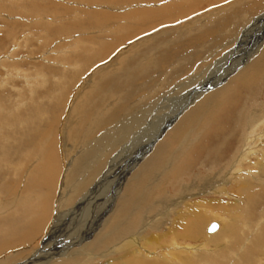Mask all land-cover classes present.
I'll use <instances>...</instances> for the list:
<instances>
[{
  "label": "bare ground",
  "instance_id": "6f19581e",
  "mask_svg": "<svg viewBox=\"0 0 264 264\" xmlns=\"http://www.w3.org/2000/svg\"><path fill=\"white\" fill-rule=\"evenodd\" d=\"M78 3L84 7L59 0L30 1L35 14L27 20L38 30L34 38L19 36L29 24L10 20L15 25L12 37L19 39L13 42L29 49H46L49 55L45 59L52 65L36 70L37 82L17 87L14 94L0 90V156L11 161L6 166L0 157V194L4 196L0 198V264H264L263 260L257 263L264 249V220H258L256 211L258 196L264 197V177L252 172L257 167L264 171V156L260 155V151L264 154V0ZM2 6L7 9L6 4ZM253 13L257 15L243 32L240 17ZM238 16L242 28L233 34ZM47 30L60 35L50 42ZM244 40L249 47L242 50ZM204 51L209 58L220 57L207 69L185 76L194 83L181 81L175 86V90L181 85L189 88L179 101L167 99L170 110L163 120L156 117V122H150L148 118V111L162 97L160 93L156 96L157 91H148L150 84L142 88L146 94L126 103L130 94H121V90L145 77L151 81L148 76L152 72L159 76L167 73L158 87L161 91L167 86L172 69L166 71L162 66L164 56V60L178 57L173 62L174 71L194 64ZM152 62L153 66L149 65ZM8 82L2 76L0 87ZM176 102L179 107L173 111ZM120 106L127 108L124 117L119 115L123 109L117 114ZM234 114L236 118L231 119ZM87 120L82 145L78 139L75 156L64 174L61 165L68 155L67 144L81 134ZM209 128L208 135L219 141V146L211 148L209 161L225 162L224 169L215 175H196L188 185H180L181 176L188 174L186 168L194 162L191 156L187 162L181 159ZM149 129L152 134L142 140L139 136ZM134 130L133 141H143L137 151L140 159L133 162V168L128 165L127 172L128 161L114 166L124 167L122 183L102 192L100 184L108 179L119 157L110 159L109 155L119 147L124 149ZM98 133V139H92ZM232 142H239V146L228 160L223 149ZM23 144L25 150L20 149ZM253 157L256 162H252ZM108 161L111 164L106 166ZM10 174L18 182L14 180L8 192L5 184ZM67 180L73 185L60 196L66 192L80 195L72 201L71 209L63 205L70 201L69 196L54 201L58 185L66 188ZM230 183L235 195L227 188ZM179 186L180 199L205 196L192 202L200 209L187 202L186 209L177 211L178 202L168 201L172 199L167 190ZM210 194H232L238 200L224 208L220 199L206 197ZM218 209L230 216L225 226L224 217L212 219ZM62 222L64 230L56 235ZM212 222L219 226L209 232ZM194 239L203 240L206 248H189L188 241ZM208 244L214 247L210 249ZM236 249L242 252L239 258Z\"/></svg>",
  "mask_w": 264,
  "mask_h": 264
},
{
  "label": "rangeland",
  "instance_id": "374dc122",
  "mask_svg": "<svg viewBox=\"0 0 264 264\" xmlns=\"http://www.w3.org/2000/svg\"><path fill=\"white\" fill-rule=\"evenodd\" d=\"M20 1V2H19ZM25 1V2H24ZM30 1H32V0H17V1H15V4L13 3V2H8V0H0V7L2 8L1 10H6V11H0V78L2 77V76H6L7 78H8V85L7 86H2V87H0V90H5V91H7V93L8 92H11V93H13L14 94V92L16 91V89H17V87H20V86H23V84L24 85H27V84H29V83H33V82H37V73L36 74H34V72L36 71V70H42V68L44 67V66H49V65H52L51 64V61L49 62V61H47L45 58H47V56L49 55V53L47 52V50L45 49V50H41V51H39V50H34L32 47L29 49V48H27L26 46H22V45H20V44H15L14 42H13V40L15 39V41L17 40H19V39H17L16 37H12V34L11 33H13V31H14V29H15V25L13 24H11V22L13 21H15V20H22V23L21 24H24V23H27V24H29L27 27H25V30H22V33L19 31V36L22 38V37H24V36H30L31 38H34L37 34H38V30L35 28V27H31L30 25H31V23H28L29 22V20H27V17H29V16H33V14H35V12H32L31 10V7H30V4H29V2ZM63 2L64 4H66V5H69V6H74V7H79V9L80 8H82V7H84L83 6V4H81L80 5V3H78L79 1L81 2V0H59V2ZM19 2V3H18ZM24 2V3H23ZM27 2V3H26ZM11 3V4H10ZM12 3L14 4V6L12 5ZM4 4H6L7 5V9H5L2 5H4ZM17 5V6H16ZM20 5V6H19ZM27 5V6H26ZM10 6H13V8L12 7H10ZM16 6V7H15ZM97 6V5H96ZM104 6V5H103ZM119 6H121V5H119ZM15 7V8H14ZM4 8V9H3ZM11 8V9H10ZM16 9V10H15ZM17 9H18V11H17ZM79 9H77V10H79ZM20 10V11H19ZM29 10V11H28ZM23 11V12H22ZM26 11V12H25ZM16 12V13H15ZM25 12V13H24ZM31 14L32 13V15H30L29 13ZM80 12H81V10H80ZM21 13V14H20ZM24 15H23V14ZM26 14V15H25ZM250 15H251V13H249ZM247 15L246 14V16L244 15V14H242V16L243 17H240L241 16V14H240V16H238L237 17V19H236V24H235V26H236V28H235V26H234V29H233V31H232V33L234 32V33H236V32H238V30H241V28H242V24H243V32H245L244 31V29L246 30L248 27H249V25H250V22H251V17L252 18H254L257 14L256 13H253L252 14V16H250V15ZM255 14V15H254ZM239 17L242 19L243 18V20H240L239 19ZM248 18L247 20H246V18ZM30 18V17H29ZM10 20H12V21H10ZM50 20H51V18H50ZM238 20H240V22H244V23H240ZM245 22H246V24H245ZM64 23H66V22H64ZM240 23V24H239ZM240 26H239V25ZM246 26H245V25ZM111 26V27H110ZM110 26H108V27H110V28H112L113 29V26L112 25H110ZM248 26V27H247ZM237 27H239V28H237ZM66 28L67 27H65V29L64 30H66ZM70 29V28H69ZM72 30H78V29H76V28H73ZM114 31H115V29H113ZM236 30V31H235ZM12 31V32H11ZM24 31V32H23ZM86 31V30H85ZM251 31V30H250ZM249 31V32H250ZM46 34V36L47 37H49V39H50V42L53 40V38L54 37H56V36H59L60 34L59 33H57V35H56V32H50V31H44ZM50 32V33H49ZM71 33V32H70ZM233 33V34H234ZM248 33V32H247ZM32 34V35H31ZM50 34V35H49ZM86 34V33H85ZM92 34H96V32L95 33H92ZM10 35V36H9ZM65 35V34H64ZM87 35H91V33L90 34H86V35H84V36H87ZM54 36V37H53ZM249 37H251L252 36V34H250L249 33V35H248ZM25 38V37H24ZM38 39V38H37ZM36 39V40H37ZM247 39H248V37H247ZM39 40H41V39H38V41ZM59 40L57 39L56 41H55V43L56 42H58ZM247 40H244V43L242 44V50H245L246 48H247V46L249 47V45H248V43L246 42ZM55 43H53V44H51V47H53V45L55 44ZM50 47V48H51ZM180 49H181V47H179ZM186 48V46L184 45L183 47H182V50H184ZM244 48V49H243ZM227 49V48H226ZM225 49V50H226ZM189 50V49H188ZM188 50H186L187 52H188ZM224 50V51H225ZM186 51H184V52H186ZM219 51H222V49L221 50H219ZM46 52V54H44L43 55V53H45ZM223 53V52H222ZM202 55L200 56V58H202V60H205L203 63H202V60L200 59V58H197L195 61H194V64L192 63V64H188V66H186V65H183V66H181V67H179V68H177V70H174L173 71V68H172V66L174 65V63L177 61V59H178V57H176V58H170V59H166V60H164V57H163V63H162V66L164 65L165 66V70L167 71V70H170V68L172 69L171 70V72L169 73V76L171 77L172 76V78L171 79H169L168 81H169V83H167V84H165V88H163L161 91L159 90V87H158V85H160L161 84V82L162 81H164L166 78V76H167V73H165L164 75H162V76H159V75H157V73L156 72H152L148 77H152V80L150 81L147 77H145V78H143V79H140L135 85H133L132 87H127V88H124V89H122L121 90V94H125L126 93V95H128V94H130V99L128 100V101H126V103H130V101L132 102L134 99H135V97H138V96H140V94H143V93H145L144 91L146 90H143L142 88L143 87H148L149 86V84H150V87H151V89L149 88L148 89V91H151V93L153 94V92L155 91H157L158 93L156 94V96H158L159 95V93H160V95L159 96H161L162 95V97L160 98V100H159V103H158V105L156 106V105H154L153 107H151V110L150 111H148V114L147 115H149V117L148 118H150V122H152V121H154V122H156V120L159 118L160 120H163L165 117V114H167L168 112H169V104L170 103H168V98L170 97V99H173V98H178L177 99V101H179L181 98H182V96H183V92L187 89V88H189V87H187L186 85H181V87L179 86V88L178 87H176V89L177 90H175V86H177L178 84H181L183 81H188V84H192V83H194L195 81H190V77H185V76H189V75H191V74H193L195 71H196V69H202V70H204V69H207L208 68V66L209 65H214V62H216V60H217V58H219L220 57V55L218 54V55H214V56H210V58H209V56H208V53H207V51L205 52L204 51V53L202 52L201 53ZM24 55V56H23ZM180 57V56H179ZM42 58V59H41ZM200 59V60H199ZM42 62H45V63H42ZM174 62V63H173ZM20 63V64H19ZM52 63H54V61L52 62ZM172 63V64H171ZM202 63V65L200 66V64ZM55 64V63H54ZM149 65H151V66H153V62L152 63H149ZM193 65V66H192ZM68 66V65H67ZM2 67V68H1ZM40 67V68H39ZM200 67V68H199ZM212 67V66H211ZM158 70V72L159 73H164V71L161 69V68H158L157 69ZM91 71H92V69H91ZM90 71V72H91ZM89 72V73H90ZM87 73V72H86ZM13 76H12V75ZM22 75V76H21ZM207 75V74H206ZM85 76V75H84ZM83 76V77H84ZM179 76V77H178ZM34 78V81H30L29 80V78ZM157 77V78H156ZM176 78V79H175ZM22 79H23V81H22ZM147 79V80H146ZM184 79V80H183ZM185 79H187V80H185ZM189 79V80H188ZM36 80V81H35ZM146 80V81H145ZM154 80V81H153ZM174 80H176V83H172V82H174ZM177 80H179L178 82H177ZM18 81V82H17ZM182 81V82H181ZM23 82V83H22ZM26 82V83H25ZM148 82V83H147ZM146 83V84H145ZM172 83V84H171ZM140 84V85H139ZM187 84V85H188ZM11 85V86H10ZM142 85V86H141ZM144 85H146V86H144ZM141 88H140V87ZM134 88V90L135 91H137V93L134 91V90H132V89ZM156 88V89H155ZM181 88V89H180ZM75 90H76V88H74ZM131 89V90H130ZM183 89V90H182ZM129 90V91H128ZM153 90V91H152ZM160 91V92H159ZM166 91V92H165ZM169 91V92H168ZM175 91H176V93H175ZM171 92V93H170ZM180 92V93H179ZM71 94L73 93V90H71V92H70ZM136 93V94H135ZM146 93H147V91H146ZM145 93V94H146ZM169 95H168V94ZM16 94V93H15ZM144 96H147V95H144ZM154 96H155V94H154ZM143 97V96H142ZM166 97V98H165ZM143 98H141V100H142ZM147 99V98H146ZM264 99V97H262V100ZM150 100V99H149ZM179 107V105H178V102H176V106H174L173 107V111H175V110H177V108ZM191 107V106H190ZM123 109V111H122V114H119V113H121L120 111ZM127 108L126 107H121L120 106V109L116 112L117 114H119V115H121L122 117H124V115L127 113ZM125 113V114H124ZM236 114H234L232 117H231V119H233L234 117L236 118ZM156 117H158V118H156ZM154 119V120H153ZM146 122V119H144L143 120V122ZM232 121V120H231ZM119 123H121V122H119ZM147 123V122H146ZM87 124H89V122H88V120L87 121H85L84 122V124H83V126H82V129H81V134L79 135V136H73L72 138H70V141L68 142V148H66L67 149V151H66V155H67V153H68V155L65 157V159L63 160V162H62V165H61V170L63 171L62 173H64V172H66L67 170H68V166H69V162L71 161V159H72V157H74L75 156V151H76V149H77V141H78V139H80L79 140V145L81 144L82 145V141H83V136H82V133H86L85 132V128H86V126H87ZM75 125V128H78L79 126L77 125V127H76V123L74 124ZM142 125V124H141ZM140 125V126H141ZM145 126H147V124H144ZM143 126V125H142ZM121 127V126H120ZM132 127H134V126H132ZM140 128H142V127H140ZM124 129V128H123ZM102 131H104V130H102ZM118 131H121V129H119ZM211 131V129L209 128L207 131H206V133L205 134H203L202 136H200V138L198 139H195V145H194V147L191 149V151L188 153V155L185 157V158H182L181 159V161H185V162H187L188 161V158H189V156H191V158L194 160V162L189 166V168H186L187 169V171H188V174H186V175H182L181 176V180H180V185H181V183L183 182V184L185 183V184H189L191 181H189L190 179H192L193 177H195L196 175H201V176H207V175H215L216 173H218L219 172V170H222V169H224V167L223 166H225V162H223L221 165L220 164H218L217 162H214V163H211V161H209V153H210V151H211V148L212 147H216V146H219V141L217 140V138H213L212 137V135H208V132H210ZM8 132H10V131H8ZM135 133V130L134 131H132V133L131 134H133V136H131V138H129L128 139V141L126 142L125 141V143H124V146H125V148L123 149L122 147H119V148H117V150L116 151H114V153L113 154H110L109 155V158L110 159H116V157H117V155L119 156L118 157V159H117V161H116V163H114V165H113V170H112V167L110 168L111 170H112V172H111V174L109 175V177H108V179L105 181V182H103L102 184H100L101 185V188H103V191L102 192H107V191H111V190H114L113 188H116L115 186H116V183L118 182V186L122 183V173H120L121 171H122V169H124V167L122 166V168H114V166L115 167H117L118 165L119 166H121V162H122V160H123V162L125 163V164H127L126 165V167H125V170H126V172H127V170H128V167H134V163H136L135 161H138V159H140V153L139 152H137L140 148H141V143L143 142H139L137 139L135 140V141H133L134 139H135V136H136V133ZM152 132H153V130L152 129H149L147 132H146V134H145V132L143 133V136L142 135H140L139 137H141L142 138V140H146L151 134H152ZM99 133H101V131L99 132ZM96 134V135H94L93 137H92V139L94 138V139H98V137H99V135L100 134ZM120 133V132H119ZM118 133V134H119ZM116 134H114L113 136H115ZM164 136V135H163ZM139 139V138H138ZM141 140V139H140ZM85 142H87V140L85 141ZM133 142V143H132ZM138 142V143H137ZM70 143V144H69ZM127 143H130V144H127ZM144 143H145V141H144ZM134 144V145H133ZM206 144V145H205ZM11 150L13 149V145H14V143L13 142H11ZM24 145H26V144H23L22 146H20V149L22 148L23 150H25L24 148H25V146ZM133 145V149L134 150H132V151H130V147ZM236 145V146H235ZM90 144H89V148H90ZM238 146H239V142H237V143H231L229 146H227L226 145V147H224V149L223 150H225V153H224V155H225V157H227L228 158V160L229 159H231L232 157H233V155L235 154V151H236V149L238 148ZM73 147V148H72ZM136 147V148H135ZM138 147V148H137ZM194 148H197L196 150H194L193 151V149ZM121 149H123L122 151H120ZM223 150H222V152H223ZM118 151H120V153L122 152L123 153V155H120V153L118 152ZM126 151H127V153H126ZM0 152H1V150H0ZM119 154H118V153ZM2 153V152H1ZM11 153H12V151H11ZM70 153V154H69ZM73 153V154H72ZM263 153V151H260V155H263L264 156V154H262ZM1 157V159H5V164H6V166L8 165V164H11V161H10V157L7 159V158H5V157H2V156H0ZM69 158V160H68V158ZM129 157V160H126L125 158H128ZM224 156H223V160H224V158H225ZM66 158H67V160H66ZM136 159V160H135ZM66 160V161H65ZM10 161V162H9ZM126 161H128L127 163H126ZM257 161V158L256 157H253L252 158V162H256ZM134 162V163H133ZM16 163V162H15ZM64 163V164H63ZM108 164H111V162L110 161H108L107 162V164H106V166L108 165ZM228 164V163H227ZM128 165H130V166H128ZM63 167V168H62ZM132 167V168H133ZM65 168V169H64ZM64 169V170H63ZM250 170H252V169H250ZM115 171V172H114ZM190 171V172H189ZM256 172L257 174L259 173V176H261V177H264V171H260L259 170V168L257 167V168H253V170H252V172ZM104 172V171H103ZM242 172H244V173H246V171H242ZM116 173V174H115ZM64 174H66V173H64ZM242 174V173H241ZM240 174V175H241ZM128 175V174H127ZM8 176H11L10 178H7V180H6V184H5V186L7 185V188H8V192H9V190L11 189V185H12V182L13 183H15V182H18L15 178H14V176H13V174H10V175H8ZM121 177V179L119 180V177ZM2 180H5L4 178L2 179ZM112 180V181H111ZM68 181V180H67ZM73 181V180H72ZM71 181H68V184H67V186H66V188H64V187H62V186H60V185H58L59 187H57V191H58V193L59 194H57L56 195V197H55V199H54V201H55V203H58V201H59V199H60V194L63 192L62 190H65V189H67L68 187H72V185H73V182H72V185H71V183H70ZM75 182V181H74ZM17 185H18V183H16ZM104 187H103V186ZM22 186V185H21ZM109 186V187H108ZM122 186H123V184L121 185V188H122ZM230 186H231V183L230 184H228L227 185V188H229V192L231 191L230 190ZM111 187V188H110ZM58 188H60V189H58ZM62 188V189H61ZM170 188V187H169ZM168 188V190H167V192H168V197H170L169 199H172V201H170V200H168L169 202H174V201H177L178 202V209H177V211H179V210H184V209H186V203L187 202H189V203H191V205H192V202H194V201H197V199L198 198H200V197H205L204 195L203 196H200V197H196V198H190L189 200H183L182 198L180 199L179 198V196H181V194H182V191H181V189H182V187L181 186H179V188H177V189H169ZM0 189H1V187H0ZM102 190V189H101ZM69 191V188H68V190H67V192ZM174 191V192H173ZM175 191H177V192H175ZM65 193L61 198H68V196H69V193ZM228 192V194H230ZM232 192V191H231ZM99 193V192H98ZM181 193V194H180ZM189 193V192H188ZM233 193V192H232ZM234 195H235V193H233ZM78 195V196H77ZM80 195L79 194H76V195H71V196H69V198H70V201L68 202V203H63V205H64V208L65 209H71V208H73L72 207V205H73V202L79 197ZM236 196H238V194H236ZM4 198V196H3V194L1 195L0 194V198ZM75 197V198H74ZM207 198H209V199H215V200H217V199H220V201H221V203L223 202V206H224V208H228L229 206H230V203L231 202H235V201H237L238 199H237V197H235V196H233L232 194L229 196V195H227V194H225V195H221V194H210V195H207L206 196ZM240 198H242V200H243V196L242 197H240ZM259 198V199H258ZM258 198H257V200H259L258 201V205H256L257 207H256V211H258L257 212V218H258V220H264L263 218H264V197L263 198H260V196H258ZM222 199V200H221ZM57 200V201H56ZM182 200L183 201H185L184 203L182 202ZM73 201V202H72ZM71 202V203H70ZM183 203V204H182ZM226 204V205H225ZM180 206V207H179ZM190 206V205H189ZM188 206V207H189ZM192 207H195V209H200V205L199 206H197V205H192ZM213 207H216V205H213ZM217 211V214H216V217H213L212 219L213 220H216V219H221V218H219L220 216L221 217H224L225 218V220L224 221H222V225L223 226H225L226 224H228V222L230 221V216H229V214L227 215L226 213H225V211H222V210H216ZM215 211V212H216ZM222 211V212H221ZM228 213V212H227ZM220 214V215H219ZM223 214V215H222ZM261 216V217H260ZM261 219H260V218ZM229 218V219H228ZM210 220V222L211 221H213V220ZM229 221H228V220ZM249 220V219H248ZM66 223V222H65ZM64 223L62 222L61 224H60V226H58L57 228L59 229H57V233H55L56 235L57 234H59L60 232H61V230H64V225H63ZM222 226V227H223ZM162 230H165V229H162ZM167 230V229H166ZM206 235V234H205ZM55 236V235H54ZM90 239V238H89ZM203 240H189L188 241V243H190V245L188 246L189 248H192V247H196V246H198L197 248H201V246H202V249L203 248H206V247H204V242H202ZM191 243L194 245H191ZM203 244V245H202ZM201 245V246H200ZM200 246V247H199ZM208 246L210 247V249H212L214 246L212 245V244H208ZM207 246V248H209ZM263 248H264V246H263ZM240 252V253H239ZM264 252V249H263V251H262V253ZM8 253H10V252H8ZM7 253V254H8ZM241 251H239V250H237L236 249V257L237 258H239V254L241 255ZM262 253H259L258 254V260H257V263L260 261V260H263L264 261V254H262ZM262 254V255H261ZM238 255V256H237ZM101 262H103V261H101ZM101 262L100 261H98V262H96L97 264H101Z\"/></svg>",
  "mask_w": 264,
  "mask_h": 264
},
{
  "label": "water",
  "instance_id": "95a60500",
  "mask_svg": "<svg viewBox=\"0 0 264 264\" xmlns=\"http://www.w3.org/2000/svg\"><path fill=\"white\" fill-rule=\"evenodd\" d=\"M219 224L217 222H212L208 228L209 232H214L218 228Z\"/></svg>",
  "mask_w": 264,
  "mask_h": 264
}]
</instances>
